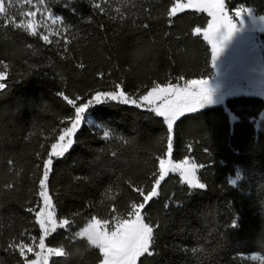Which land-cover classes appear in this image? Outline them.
I'll return each mask as SVG.
<instances>
[{
    "label": "trees",
    "instance_id": "obj_1",
    "mask_svg": "<svg viewBox=\"0 0 264 264\" xmlns=\"http://www.w3.org/2000/svg\"><path fill=\"white\" fill-rule=\"evenodd\" d=\"M181 1L50 0V10L64 18L67 45L45 44L0 19V67L7 65L0 81L6 84L0 90V264H25L9 245L41 235L43 163L75 116L58 92L81 97L79 106L117 84L138 100L157 84L212 77L211 48L195 33L210 18L194 11L169 15ZM224 1L230 12L250 8L264 16V0ZM263 113L264 100L240 96L175 122L172 158L203 164L206 190L190 189L176 175L160 184L143 209L153 227V254L138 264H259L242 256L264 257ZM84 116L93 126L82 123L72 148L53 159L47 181L57 218L70 221L45 240L65 253L49 264H100L99 250L75 233L92 216L110 224L128 219L143 200L134 188L150 190L167 154L165 120L146 108L107 101ZM104 130L112 132L107 140Z\"/></svg>",
    "mask_w": 264,
    "mask_h": 264
},
{
    "label": "snow or ice",
    "instance_id": "obj_2",
    "mask_svg": "<svg viewBox=\"0 0 264 264\" xmlns=\"http://www.w3.org/2000/svg\"><path fill=\"white\" fill-rule=\"evenodd\" d=\"M31 4L32 0H26ZM71 0H69V3ZM40 4L44 3V0H39ZM64 6H69L66 3ZM93 7L104 10L100 4H94ZM186 7H191L199 11L207 12L212 18L208 23L207 31L203 33L204 40L211 45V65L216 67V60L220 54L224 51V44L232 37L233 32L237 31V23H234L231 17L225 12L224 0H188L187 4L176 3L171 8L169 15L174 16L177 12L183 11ZM39 11V9H37ZM47 12V19L51 20L52 24L64 23V18L55 16L51 11L45 9ZM0 13H6L5 0H0ZM26 15L35 16V12H28ZM236 15L239 23H243V15L240 10H237ZM251 12L249 10V16ZM260 20L264 22V16H260ZM17 28H23V30L31 36H36V28L39 26L32 20L27 23H16ZM46 29H49L48 25H43ZM224 29L226 34L222 39H218L220 30ZM67 29H65L66 31ZM200 32V28L196 29ZM55 35L58 38L61 37L59 31L49 29L48 34L41 35L40 38L45 44H52L53 41L49 39L50 36ZM65 45L69 43L68 38L62 37ZM59 43V39L56 41ZM67 47L64 48V52H67ZM7 65L5 64V69ZM7 72L0 71V81L6 79ZM6 87L5 83L0 82V90ZM114 91H97L94 95L86 100L85 103L77 106L76 101L82 99L77 96L74 100L69 99L63 92H58L57 95L67 100V103L72 105L75 111L74 119L71 121V126L63 129L61 135H59V141L51 145V152L48 158L43 163V176L39 180V196L43 200L44 207L36 212V220L42 231V235L39 237L38 247L40 252L35 253L37 259L27 260L25 258V264H47L48 256H63L64 250L62 248H45V237L51 232H55L57 227L65 228L69 225L68 219H63L57 223L56 214L53 208L52 198L48 192L47 181L49 179V173L53 166V157L62 158L73 146V137L79 127L82 126L85 112L96 105L103 104L107 101L119 102L123 105H134L140 108L142 104H147L148 110L154 112L157 116L163 117L167 125L168 143H167V155L171 157L173 143L172 132L174 122L182 117L185 113H195L204 107L205 103L210 102V89L208 79H189L184 87L177 85L160 86L157 84L152 87L151 91H148L146 95H143L139 100L132 98L122 88L120 84L116 85ZM159 102V103H157ZM104 139H108L112 136V132L104 130L102 133ZM114 155V154H113ZM203 164H197L190 162L188 159H184L179 163H174L171 159L167 161L163 158L159 160V172L158 177L155 179L154 184L150 190L145 193L142 189L134 188V191L139 192L143 200L138 204L132 205V211L129 213L128 219L114 218V226L109 228V220H102L96 216H92L85 226H83L76 236L84 232L87 228L90 232L95 234L96 243L94 245L103 257L102 264H136L138 258L144 254L151 256L153 253L150 251V247L153 241V227L148 223H145L144 216L141 214V210L145 209L147 202L151 201L153 197L158 196V189L161 181L169 172L179 173L181 180L190 189L206 190V184L202 183L197 176V170L203 168ZM29 212L34 211L29 208ZM10 248L19 251L21 257L26 256V252H33V247L27 243H13L9 245ZM46 252V254H44Z\"/></svg>",
    "mask_w": 264,
    "mask_h": 264
},
{
    "label": "rangeland",
    "instance_id": "obj_3",
    "mask_svg": "<svg viewBox=\"0 0 264 264\" xmlns=\"http://www.w3.org/2000/svg\"><path fill=\"white\" fill-rule=\"evenodd\" d=\"M193 2H197V0H193ZM49 3H50V0H44L43 4H40L39 0H32L31 4L27 3L26 0H5L6 13H0V19L6 22L7 24H12L14 26L16 23H21V22L27 23L29 20H32L39 25L36 28V32H37L36 37L40 38L42 34L43 35L48 34V30L51 29L54 31H59L61 33L60 38H58L55 35H52L49 37V39L53 41L52 45L54 44L58 45V44L64 43L62 37H65V36L67 37L68 29L65 23L60 24V22H57V24H52L51 20L46 18L47 12L45 11V9H48L49 11H51L49 7ZM180 3L187 4L188 0H182ZM224 5H225L224 10L227 13V15L231 17L234 23H237V31L233 32L232 37L225 42L224 51L220 54V56L216 60V67L215 68L212 67L214 70L213 75L212 77L208 78L209 89H210V94H211L210 102L205 103L204 107H202L200 110L196 111L195 113L201 112L203 110L213 108V107H225L227 100L235 98V97H240V96H256L264 100V46H263V42L261 38L264 35V22L260 20V16H257L253 9L239 8L237 10H240L241 14L244 16L243 23L241 24L239 23L238 17L236 15L237 10H235L234 12H230L225 4V1H224ZM37 9H39V11H37ZM249 10L251 12L250 16H249ZM185 11L205 13L210 18L209 23L212 20V18L208 15L207 12L199 11L191 7H186L183 11H179L175 15L180 14ZM28 12H35L36 15L34 17L26 15V13ZM45 24L49 26V29H46L43 26ZM65 29L67 30L65 31ZM205 31H207V27L203 30H200V32L195 31V33L203 37V33ZM225 34H226V31L224 29H221L217 38L222 39L223 35ZM58 39H59V43H56ZM208 45L211 48V45L209 43ZM0 71H5V67L4 66L0 67ZM186 82L187 81H181L175 85L179 87H184ZM141 107L148 109L147 104H142ZM190 114H194V113H185L182 117L178 118L175 122H177L184 116H187ZM262 116L264 118V113ZM230 119L232 122L236 121V118L232 114H230ZM83 122H87V124L93 126L91 120H89L85 116H84ZM172 155H173V149H172ZM172 155L171 157H169L166 154V157L164 159L166 161L168 159H171L174 163H179L180 161L173 160ZM54 158H57V157H53V159ZM188 160L190 162H194L192 159H188ZM200 170L201 169L197 170L198 178H199ZM169 175H176L180 178L179 173L169 172L168 175L165 176L164 180ZM163 181H161V183ZM239 181H240V178L237 177L233 179L231 183L233 185H236ZM158 193H159V189H158ZM154 198H157V196L153 197L152 199ZM43 207L44 205H43V200H42L40 209H42ZM53 208H54V205H53ZM54 211H55V208H54ZM55 214H56V211H55ZM141 214L142 216H144V220H145V215L143 213V210H141ZM263 215H264V206H263ZM56 220H57V223L61 221L57 218V216H56ZM113 226H114V223H111V224L109 223V228ZM60 229H64V228L57 227L55 232H51L47 237H45V240L49 236L58 232ZM42 234L43 233L41 231V235ZM78 238L87 240L93 247L95 243L97 242L95 234L90 232L87 228L84 230V232L78 235ZM38 243H39V237L31 238L29 242H27V244L33 247V252H26V256L23 257L24 260L25 258L29 261L37 259L35 253L41 251L38 247ZM45 248L46 249L48 248L46 244H45ZM44 254H46V252ZM54 256L55 255L48 256L47 264H49L50 259ZM140 258H138L136 264H138ZM242 258L245 260L257 262L259 264H264V257L261 256L260 254L244 255L242 256ZM100 264H102V262Z\"/></svg>",
    "mask_w": 264,
    "mask_h": 264
}]
</instances>
